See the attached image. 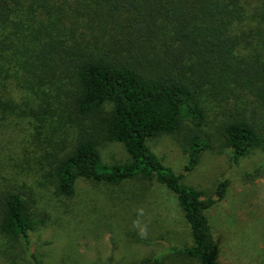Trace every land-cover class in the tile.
Masks as SVG:
<instances>
[{
    "label": "trees",
    "instance_id": "16d2710c",
    "mask_svg": "<svg viewBox=\"0 0 264 264\" xmlns=\"http://www.w3.org/2000/svg\"><path fill=\"white\" fill-rule=\"evenodd\" d=\"M211 118L235 164L264 153V0H0L1 255L42 264L32 235L49 217L19 164L25 153L2 152L7 123L36 119L48 132L37 170L57 196L71 198L80 179L155 182L176 198L191 237L167 251L218 264L207 212L228 180L205 197L146 144L186 130L189 173L211 146L201 131ZM102 142L121 144L128 160L103 163Z\"/></svg>",
    "mask_w": 264,
    "mask_h": 264
},
{
    "label": "rangeland",
    "instance_id": "374dc122",
    "mask_svg": "<svg viewBox=\"0 0 264 264\" xmlns=\"http://www.w3.org/2000/svg\"><path fill=\"white\" fill-rule=\"evenodd\" d=\"M216 123L211 118L202 128L211 146L189 173L183 170L186 130L148 139L146 144L165 166L183 175V184L205 197H212L217 185L228 180L225 198L207 212L218 264H264V153L252 151L235 164L221 147ZM6 125L10 144L2 152L6 158L19 149L25 153L19 164L34 187L38 210L49 217L32 235L42 264H142L160 255L161 264H197L179 252L167 251L190 245L191 237L176 198L163 186L139 179L119 185L80 179L74 195L61 198L42 168L37 170L47 130L36 119H13ZM98 152L105 164L128 160L119 143L102 142ZM3 243L0 239V250ZM9 263L0 253V264ZM17 264L29 263L20 259Z\"/></svg>",
    "mask_w": 264,
    "mask_h": 264
}]
</instances>
